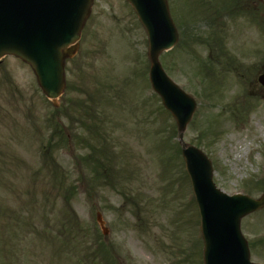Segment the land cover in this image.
<instances>
[{
    "label": "rangeland",
    "instance_id": "1",
    "mask_svg": "<svg viewBox=\"0 0 264 264\" xmlns=\"http://www.w3.org/2000/svg\"><path fill=\"white\" fill-rule=\"evenodd\" d=\"M168 1L180 39L160 59L197 103L185 141L212 161L218 189L260 199L264 0ZM147 53L129 4L95 0L57 110L29 66L0 62V264H203L176 122L150 87ZM241 231L264 264V209Z\"/></svg>",
    "mask_w": 264,
    "mask_h": 264
},
{
    "label": "water",
    "instance_id": "2",
    "mask_svg": "<svg viewBox=\"0 0 264 264\" xmlns=\"http://www.w3.org/2000/svg\"><path fill=\"white\" fill-rule=\"evenodd\" d=\"M94 0H0V59L14 56L34 71L54 103L65 90V61L74 57ZM149 37L151 79L178 124L179 141L202 217L206 264H251L240 224L264 207V198H229L212 181L211 162L183 141L195 102L166 76L159 56L178 42L166 0H127ZM264 85V75L259 78ZM104 233L107 231L104 229Z\"/></svg>",
    "mask_w": 264,
    "mask_h": 264
},
{
    "label": "trees",
    "instance_id": "3",
    "mask_svg": "<svg viewBox=\"0 0 264 264\" xmlns=\"http://www.w3.org/2000/svg\"><path fill=\"white\" fill-rule=\"evenodd\" d=\"M89 256L85 257L86 259H90L91 258V252L88 254ZM97 257H99L97 254L93 255V258L96 259ZM95 263V262H94ZM93 263V264H94Z\"/></svg>",
    "mask_w": 264,
    "mask_h": 264
}]
</instances>
